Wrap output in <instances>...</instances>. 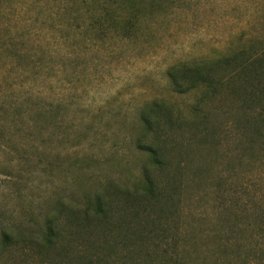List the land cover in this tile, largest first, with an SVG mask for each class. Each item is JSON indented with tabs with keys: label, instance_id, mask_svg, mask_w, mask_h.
<instances>
[{
	"label": "rangeland",
	"instance_id": "rangeland-1",
	"mask_svg": "<svg viewBox=\"0 0 264 264\" xmlns=\"http://www.w3.org/2000/svg\"><path fill=\"white\" fill-rule=\"evenodd\" d=\"M114 1L0 0V227L38 234L59 203L83 206L112 183L132 187L150 167L138 144L163 148L184 231L192 219L199 231L203 216L214 222L203 197L225 168L224 149L189 140L194 96L172 93L166 72L264 43V0H136L134 28ZM154 101L172 120L159 139L140 120ZM34 246L0 264H41L46 254Z\"/></svg>",
	"mask_w": 264,
	"mask_h": 264
},
{
	"label": "trees",
	"instance_id": "trees-1",
	"mask_svg": "<svg viewBox=\"0 0 264 264\" xmlns=\"http://www.w3.org/2000/svg\"><path fill=\"white\" fill-rule=\"evenodd\" d=\"M139 5L136 0L112 2L116 10L129 11L126 23L132 28L138 24ZM166 78L172 93L194 96L186 123L189 140L224 149L225 168L203 197L214 222L203 216L207 226L199 231L204 225L192 219L184 231L179 186L175 178L163 176L169 167L163 148L138 144L150 163L140 181L130 188L108 184L85 196L83 206L57 204L38 234L4 223L0 259L36 245L37 254H46L41 264H207L210 258L211 264H264V43L212 60L179 63ZM14 104L8 108L20 109ZM168 110L164 102L154 101L142 111L145 135L160 138L163 125L172 121ZM5 128L0 123V134ZM72 245L81 253L70 250ZM200 246L206 248L202 255L196 253Z\"/></svg>",
	"mask_w": 264,
	"mask_h": 264
}]
</instances>
